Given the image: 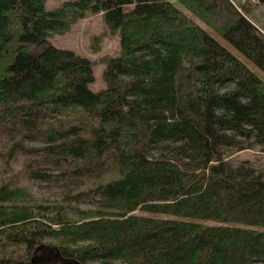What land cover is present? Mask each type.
Instances as JSON below:
<instances>
[{
  "label": "trees",
  "instance_id": "trees-1",
  "mask_svg": "<svg viewBox=\"0 0 264 264\" xmlns=\"http://www.w3.org/2000/svg\"><path fill=\"white\" fill-rule=\"evenodd\" d=\"M47 1L0 0V264H264V33L250 10ZM88 14L120 34L99 91L90 58L29 51Z\"/></svg>",
  "mask_w": 264,
  "mask_h": 264
},
{
  "label": "rangeland",
  "instance_id": "rangeland-1",
  "mask_svg": "<svg viewBox=\"0 0 264 264\" xmlns=\"http://www.w3.org/2000/svg\"><path fill=\"white\" fill-rule=\"evenodd\" d=\"M65 0H48L47 9L52 10L59 7ZM236 5L242 7L243 5L250 10L247 15L264 33V3L259 0H232ZM177 3V2H176ZM182 7L180 3L177 4ZM215 38H217L223 45L237 55L244 63H246L252 70L258 72V68L254 66L248 59H246L237 49L232 46L227 40L212 28H206ZM47 42L38 43L29 46V51L33 54L41 53L46 47L47 43H52L57 47L74 50L95 62V76L96 80L91 84V88L95 91L106 88L107 84L103 76L105 64L102 59L106 56H115L120 52V34L119 32H112L103 19L102 14H88L85 18L76 22L69 32L64 35H56L48 39ZM255 156L254 151L246 150L235 155V159L244 160L252 159ZM34 191H37L34 189ZM39 194L49 193L46 189L42 191L39 189ZM85 207V206H84ZM54 239L46 240L47 243L54 242ZM47 250V249H46ZM47 257H53L54 253L46 251L44 253ZM55 259V258H54Z\"/></svg>",
  "mask_w": 264,
  "mask_h": 264
}]
</instances>
